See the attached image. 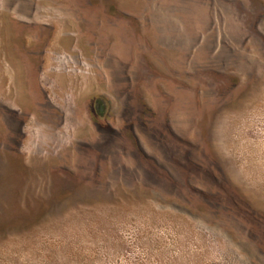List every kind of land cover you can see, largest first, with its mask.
<instances>
[{"label": "rangeland", "instance_id": "rangeland-1", "mask_svg": "<svg viewBox=\"0 0 264 264\" xmlns=\"http://www.w3.org/2000/svg\"><path fill=\"white\" fill-rule=\"evenodd\" d=\"M0 264H264V0H0Z\"/></svg>", "mask_w": 264, "mask_h": 264}, {"label": "trees", "instance_id": "trees-1", "mask_svg": "<svg viewBox=\"0 0 264 264\" xmlns=\"http://www.w3.org/2000/svg\"><path fill=\"white\" fill-rule=\"evenodd\" d=\"M96 101V105H95V109L96 111L100 114L103 113L104 107H105V103L103 98H98L95 100Z\"/></svg>", "mask_w": 264, "mask_h": 264}]
</instances>
